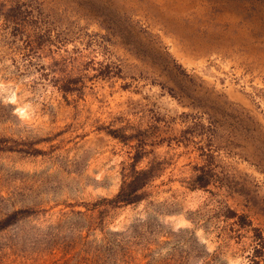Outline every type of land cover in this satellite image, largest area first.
I'll use <instances>...</instances> for the list:
<instances>
[{
    "label": "rangeland",
    "instance_id": "1",
    "mask_svg": "<svg viewBox=\"0 0 264 264\" xmlns=\"http://www.w3.org/2000/svg\"><path fill=\"white\" fill-rule=\"evenodd\" d=\"M0 264H264V0H0Z\"/></svg>",
    "mask_w": 264,
    "mask_h": 264
},
{
    "label": "bare ground",
    "instance_id": "2",
    "mask_svg": "<svg viewBox=\"0 0 264 264\" xmlns=\"http://www.w3.org/2000/svg\"><path fill=\"white\" fill-rule=\"evenodd\" d=\"M18 112H19V113H21V115H22V116H24V115H25L24 111H21V108H20V109H18Z\"/></svg>",
    "mask_w": 264,
    "mask_h": 264
}]
</instances>
